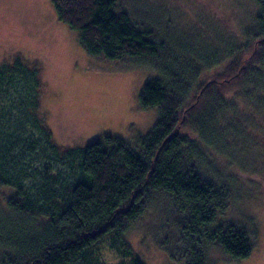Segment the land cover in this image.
<instances>
[{
  "label": "trees",
  "instance_id": "trees-1",
  "mask_svg": "<svg viewBox=\"0 0 264 264\" xmlns=\"http://www.w3.org/2000/svg\"><path fill=\"white\" fill-rule=\"evenodd\" d=\"M251 1L250 26L226 37L199 21L189 34L158 31L151 18L119 10L118 0H50L87 55L161 74L138 96L141 109L157 108L158 119L132 143L104 136L61 148L38 113V69L2 62L0 99L5 86L19 88L23 122L14 128L23 135L29 124L39 139L4 135L2 125L11 127L0 107V264H99L103 242L119 264H140L124 234L141 219L150 221V240L178 264L249 257L257 228L249 217H229L232 178L213 164L211 151L239 157L232 159L238 167V152L264 137V0ZM39 150L75 166L79 178L59 190L46 182V163L39 186L25 188L37 171L19 164Z\"/></svg>",
  "mask_w": 264,
  "mask_h": 264
},
{
  "label": "rangeland",
  "instance_id": "rangeland-1",
  "mask_svg": "<svg viewBox=\"0 0 264 264\" xmlns=\"http://www.w3.org/2000/svg\"><path fill=\"white\" fill-rule=\"evenodd\" d=\"M118 5L119 10L134 18L141 14L151 18L158 31L169 28L177 35L182 31L187 34L188 26L199 21L203 28L218 29L226 37L235 36L250 26L249 15L256 12L251 0H118ZM148 27L154 29L145 26ZM13 59L38 69V113L52 140L61 148H82L104 136L132 143L144 138L158 119L157 108L141 109L138 96L145 83L161 79V74L148 67L128 68L130 63L126 62L117 66L87 55L78 43L77 33L58 21L50 0H0V64L12 63ZM2 91L0 107H6V114L1 121L11 128L2 125L1 132L27 140L39 139L29 124L23 135L14 128L23 122L17 110L19 88L7 85ZM253 144L247 147L250 152H238L242 162L238 167L232 163L233 158L211 151L213 164L232 178L235 193L230 194L229 217L237 221L249 217L258 232L249 257L237 264H264V137ZM45 157L39 150L28 152L21 159L19 166H25L29 173L37 171L35 178L30 176L25 182V188L39 186L46 163L52 175L51 179L45 178L46 182L59 190L79 178L72 164ZM233 160L236 163L239 157ZM149 223L148 219H141L124 234L136 259L140 264H178L150 240ZM208 254L210 258L217 257L213 249ZM97 258L99 264L122 261L107 242L100 244Z\"/></svg>",
  "mask_w": 264,
  "mask_h": 264
}]
</instances>
